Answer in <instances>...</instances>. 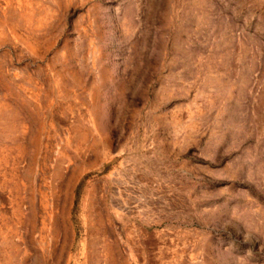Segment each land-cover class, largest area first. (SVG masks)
Returning <instances> with one entry per match:
<instances>
[{"label":"rangeland","instance_id":"rangeland-1","mask_svg":"<svg viewBox=\"0 0 264 264\" xmlns=\"http://www.w3.org/2000/svg\"><path fill=\"white\" fill-rule=\"evenodd\" d=\"M0 264H264V0H0Z\"/></svg>","mask_w":264,"mask_h":264}]
</instances>
